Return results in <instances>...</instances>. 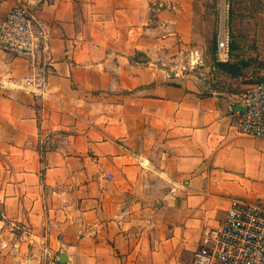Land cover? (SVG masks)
Wrapping results in <instances>:
<instances>
[{"label": "crops", "instance_id": "crops-1", "mask_svg": "<svg viewBox=\"0 0 264 264\" xmlns=\"http://www.w3.org/2000/svg\"><path fill=\"white\" fill-rule=\"evenodd\" d=\"M26 1L0 0V23ZM40 1L42 97L8 87L30 70L0 50V264H193L233 200L264 207V139L236 128L264 82V10L245 90L205 94L174 70L199 0Z\"/></svg>", "mask_w": 264, "mask_h": 264}, {"label": "built area", "instance_id": "built-area-1", "mask_svg": "<svg viewBox=\"0 0 264 264\" xmlns=\"http://www.w3.org/2000/svg\"><path fill=\"white\" fill-rule=\"evenodd\" d=\"M40 3H20L0 23V50L25 60L30 70L27 77L10 82L8 87L35 97L44 95L52 65V34L37 17ZM222 39L219 45L226 56L228 44ZM174 66L178 73L189 70L181 63ZM241 100L245 110L239 113L237 131L264 139V82L251 87ZM26 238L25 231L20 239ZM193 264H264V207L233 200L224 222L202 236Z\"/></svg>", "mask_w": 264, "mask_h": 264}, {"label": "rangeland", "instance_id": "rangeland-1", "mask_svg": "<svg viewBox=\"0 0 264 264\" xmlns=\"http://www.w3.org/2000/svg\"><path fill=\"white\" fill-rule=\"evenodd\" d=\"M199 1L201 5L197 7V11L195 10L198 15L195 18L197 22L195 26L200 34L199 42H195L193 54L188 52V55H191L189 61L175 63L188 65L189 70L184 73L198 78L205 86V94L211 91L231 93L245 90V85L249 82L246 79L248 70L245 69L244 72L247 73L238 78L221 74L215 65V56L222 62L230 60L231 41L238 45V49L233 54L243 56L244 60L254 51L251 46L255 41L253 38L255 14L264 10V0ZM221 39L228 44L226 56L221 53L219 45ZM215 48H217L216 55ZM246 60L251 61L249 58ZM252 61V65L257 68V61Z\"/></svg>", "mask_w": 264, "mask_h": 264}, {"label": "trees", "instance_id": "trees-1", "mask_svg": "<svg viewBox=\"0 0 264 264\" xmlns=\"http://www.w3.org/2000/svg\"><path fill=\"white\" fill-rule=\"evenodd\" d=\"M238 49V45L231 41L230 43V60L226 62L219 61L218 58L215 56V65L217 68L227 75H229L231 78H238L241 75H243L245 72V69H247L250 66V61L244 60L243 57L234 55L233 53ZM217 54V48H215V55ZM263 82H259L257 84H260Z\"/></svg>", "mask_w": 264, "mask_h": 264}, {"label": "water", "instance_id": "water-1", "mask_svg": "<svg viewBox=\"0 0 264 264\" xmlns=\"http://www.w3.org/2000/svg\"><path fill=\"white\" fill-rule=\"evenodd\" d=\"M236 109L238 110V113H243L244 110H245V109L243 108V106H237ZM66 262H67V261H66V258H65V257H61V259H60V264H67Z\"/></svg>", "mask_w": 264, "mask_h": 264}]
</instances>
